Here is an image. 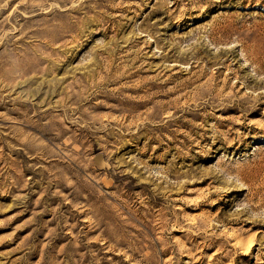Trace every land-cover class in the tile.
I'll use <instances>...</instances> for the list:
<instances>
[{
  "label": "rangeland",
  "instance_id": "1",
  "mask_svg": "<svg viewBox=\"0 0 264 264\" xmlns=\"http://www.w3.org/2000/svg\"><path fill=\"white\" fill-rule=\"evenodd\" d=\"M0 264H264V0H0Z\"/></svg>",
  "mask_w": 264,
  "mask_h": 264
}]
</instances>
